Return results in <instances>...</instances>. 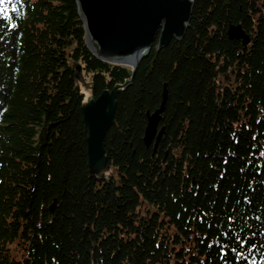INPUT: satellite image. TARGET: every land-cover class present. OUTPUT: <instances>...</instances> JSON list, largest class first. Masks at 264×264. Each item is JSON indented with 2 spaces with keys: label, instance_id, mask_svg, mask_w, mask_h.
<instances>
[{
  "label": "trees",
  "instance_id": "obj_1",
  "mask_svg": "<svg viewBox=\"0 0 264 264\" xmlns=\"http://www.w3.org/2000/svg\"><path fill=\"white\" fill-rule=\"evenodd\" d=\"M193 1L133 72L87 47L75 0H0V264H264V0ZM77 65L121 87L102 181Z\"/></svg>",
  "mask_w": 264,
  "mask_h": 264
},
{
  "label": "water",
  "instance_id": "obj_2",
  "mask_svg": "<svg viewBox=\"0 0 264 264\" xmlns=\"http://www.w3.org/2000/svg\"><path fill=\"white\" fill-rule=\"evenodd\" d=\"M83 23L85 43L98 58L114 64L131 66L133 72L141 60L147 57L155 44L160 51L173 39L181 40L192 15L193 0H75ZM228 38L241 40L246 45L250 36L241 25L231 24ZM75 77L84 83L79 65ZM84 86L91 89L90 84ZM121 90H103L99 95L91 92L81 105L83 123L86 126L85 142L91 176L102 181L109 169L105 154L104 138L112 124L116 110V96ZM167 98L164 84L162 100L152 113L146 112L147 124L143 141L149 145L154 140L153 152L164 133L158 130L161 114ZM54 205L51 206L52 211Z\"/></svg>",
  "mask_w": 264,
  "mask_h": 264
},
{
  "label": "rangeland",
  "instance_id": "obj_3",
  "mask_svg": "<svg viewBox=\"0 0 264 264\" xmlns=\"http://www.w3.org/2000/svg\"><path fill=\"white\" fill-rule=\"evenodd\" d=\"M87 81H88V80H87ZM84 83H88V84H89V82H84ZM82 87H83V86H82ZM83 89L85 90V96H87V97L90 96V94H91V90H90V88H87V87L84 88V87H83ZM13 253H14V252H13Z\"/></svg>",
  "mask_w": 264,
  "mask_h": 264
}]
</instances>
